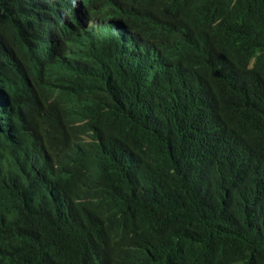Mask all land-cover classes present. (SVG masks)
<instances>
[{
	"label": "trees",
	"instance_id": "16d2710c",
	"mask_svg": "<svg viewBox=\"0 0 264 264\" xmlns=\"http://www.w3.org/2000/svg\"><path fill=\"white\" fill-rule=\"evenodd\" d=\"M191 3L223 83L188 40L148 69L84 38L31 57L66 103L0 130V264H264V0Z\"/></svg>",
	"mask_w": 264,
	"mask_h": 264
},
{
	"label": "clouds",
	"instance_id": "9594fccd",
	"mask_svg": "<svg viewBox=\"0 0 264 264\" xmlns=\"http://www.w3.org/2000/svg\"><path fill=\"white\" fill-rule=\"evenodd\" d=\"M18 16L0 6L4 18L25 22L8 33L0 25V130L28 116L39 115L56 103H66L64 92L31 57L55 63L73 38H84L108 51L125 68L157 65L170 53L172 41L188 40L199 46L216 72L217 83L228 66L239 74L240 62L222 44L205 41L204 16L191 15V0H15ZM243 54V53H241ZM108 71H116L109 58ZM256 56L247 64L255 66ZM46 122L51 113L45 114ZM68 118V114L65 113ZM66 122H69L68 120ZM79 124V123H78Z\"/></svg>",
	"mask_w": 264,
	"mask_h": 264
}]
</instances>
